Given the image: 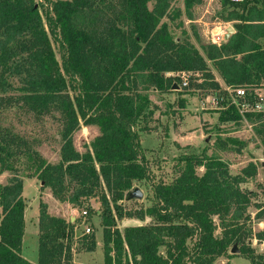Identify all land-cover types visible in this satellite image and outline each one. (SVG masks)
Instances as JSON below:
<instances>
[{
    "label": "trees",
    "instance_id": "obj_1",
    "mask_svg": "<svg viewBox=\"0 0 264 264\" xmlns=\"http://www.w3.org/2000/svg\"><path fill=\"white\" fill-rule=\"evenodd\" d=\"M174 1L53 0L44 9V21L34 0H0V115L3 108L19 106L35 119L58 113L61 122L59 160L52 163L27 140L4 129L0 120V173L15 168L11 159L26 156L33 175L56 199L81 209L97 198L103 264H214L219 257L232 256L234 244L249 264H264V249L254 254L248 243L256 239L264 244V202L255 201L256 192L243 185L255 178L257 164L248 161L232 174L219 153L231 151L232 144L233 151H240V141L219 136L209 155L206 148L182 154L175 159L174 178L154 183L140 137L146 129L140 123L154 113L149 109L150 90L179 88L182 72L198 74L195 88L220 93L206 59L225 85L263 84L264 0H221L228 11L220 20L233 22L234 33L220 45L205 44L206 57L185 31L176 38L164 20L180 17L181 9L171 10ZM202 1L184 0L188 19ZM53 42L58 43L60 61ZM5 73L22 80L19 93H8ZM246 118L264 147V116ZM219 120L238 122L241 117L228 107L220 110ZM81 125L99 129L85 152L73 143ZM147 180L153 203L125 210V193L135 181ZM22 191L17 175L0 184V264H71L76 221L51 215L43 201L38 261L21 255L27 205ZM82 211L88 217L93 213L91 207ZM145 216L155 222L122 231L116 227L115 218ZM252 219L263 222V228L254 231ZM85 238V249L93 251L94 233Z\"/></svg>",
    "mask_w": 264,
    "mask_h": 264
},
{
    "label": "rangeland",
    "instance_id": "obj_2",
    "mask_svg": "<svg viewBox=\"0 0 264 264\" xmlns=\"http://www.w3.org/2000/svg\"><path fill=\"white\" fill-rule=\"evenodd\" d=\"M48 1L53 0H34L36 7L42 14L43 20L44 9ZM149 5L151 6L152 4L150 3ZM171 7V10L174 8L181 9L180 17L175 19L164 18L168 22L173 35L176 38L178 36L182 38L184 36L182 31H185V35L188 36L189 40L194 43L204 57L206 56L203 46L212 42L213 37L222 35L226 26L233 27L232 22L220 20V14L228 11V7H222L221 0H203L202 3L194 6L192 20H189L185 14L184 0H175ZM260 46L264 48V40L260 42ZM53 47L56 57L60 61L58 43L53 42ZM206 60L216 80L219 74L213 63L208 59ZM197 76V73L190 72L185 74L188 82L187 87L178 88V90L172 89L167 92H157L152 89L149 92L151 101L149 109H153L154 113L147 123H140L141 127L145 126L146 128L140 132V137L141 145L148 160L151 175L150 180L154 183L158 181L170 182L175 176V159L182 155L183 152L200 153L206 148L207 152L205 154L209 155L216 150L215 141L219 136L223 139L228 136L236 137L240 141V151H233L236 145L232 144L228 146L231 147V151H219V153L223 159L230 163L229 169L232 174L238 173L248 161L252 160L257 164V175L243 185H246L248 189L256 192L255 201L264 202V147L260 142L259 136L254 133L253 127L244 121L242 123L241 121H230L220 126L221 124L217 121V116L213 114L214 112H219V110H214V107L217 105L213 101L215 96L219 94L216 91L213 94L212 92L195 88L194 83L199 82V80H196ZM5 77L11 85L8 93H19V89L23 85L19 76L12 73H5ZM190 81H192L193 85L190 84ZM201 108L206 109L209 113V120L203 122L206 123L204 126L206 128L204 129V134L197 135L194 133V128L198 124V114L203 111ZM0 120L4 129L27 140L33 149H36L47 161L55 163L59 160V147L61 143L59 130L61 122L58 113L35 119L32 113L27 112L19 106H13L1 110ZM181 124H185V128L183 129H186V133L190 132L186 140L178 136V127ZM98 134L99 130L97 127L93 125H81L73 135L75 148L79 152H85L90 142ZM175 139L179 140L176 142ZM11 160H13L15 168L13 170H5L8 175L6 180L8 182L9 178L15 175L22 179V181L25 179L23 192L28 198L29 203L26 214L28 220L23 255L26 258H32V256L37 255L36 237L35 239L29 238L33 229L32 223L29 220L32 217H34L35 221L37 220L39 203L40 201H44L43 197L46 196L44 192L47 193L49 191L52 199L49 198L48 200L52 213L59 214L70 222L76 221L74 237L72 239L74 242L72 244L73 261L71 264H103V236L99 215L102 207L97 198H91L86 201L81 209L75 207L73 204L62 202L52 195L50 188L44 186V182L41 183L42 181L33 175V169L29 168L31 162L27 160L26 156L16 157ZM199 171L201 172L202 169ZM31 179L37 185H33ZM150 180L134 182L133 187H139L143 193V197L130 200L123 199L121 203L125 210L145 209L153 203V192ZM38 191H43L42 194H39L41 195V200H39ZM26 197L25 199H27ZM53 199L57 202H54ZM87 207H91L93 211L90 217L83 216L81 212L82 208L86 209ZM250 212L253 216L255 208L251 207ZM115 219L116 227L121 231L125 226L151 224L155 222V219L149 216H145L143 220L135 217ZM251 224L254 231L263 227V224L258 223L256 219H252ZM87 226L90 227V232L88 233L85 231ZM219 232L220 230L218 229L217 233ZM90 233H94L96 246L93 251L87 252L85 249V237L86 235H90ZM248 243L251 244L250 247L253 249L254 254H261L263 252V243L258 242L256 239L248 240ZM192 244L193 240L188 242L189 247ZM160 252L163 253V248H161ZM222 257L216 259L214 264H227L228 262L225 261L227 257ZM230 257H233L230 260V264H249V260L240 254V252L234 253Z\"/></svg>",
    "mask_w": 264,
    "mask_h": 264
},
{
    "label": "built area",
    "instance_id": "obj_3",
    "mask_svg": "<svg viewBox=\"0 0 264 264\" xmlns=\"http://www.w3.org/2000/svg\"><path fill=\"white\" fill-rule=\"evenodd\" d=\"M225 30V29H224ZM224 33V32H223ZM222 35H218L212 38L214 44L220 45L223 41ZM186 73H181V84L180 88L187 87V77ZM219 95L215 96L214 102L219 109H226L228 107H233L241 117V121L247 122L248 114H262L264 116V85L260 86H249V85H238L229 86L223 85L219 90ZM248 123V122H247ZM249 124V123H248ZM251 125V124H250ZM252 126V125H251ZM82 211V214H85ZM85 231L90 232V227L87 226Z\"/></svg>",
    "mask_w": 264,
    "mask_h": 264
},
{
    "label": "crops",
    "instance_id": "obj_4",
    "mask_svg": "<svg viewBox=\"0 0 264 264\" xmlns=\"http://www.w3.org/2000/svg\"><path fill=\"white\" fill-rule=\"evenodd\" d=\"M189 20H192V19H189ZM233 23V22H232ZM227 27H229V26H226L225 28H227ZM232 27V26H231ZM234 29V28H233ZM234 33V32H233ZM231 35V34H230ZM227 40V39H226ZM226 40H223L222 42H225ZM191 41V40H190ZM193 43V42H192ZM194 44V43H193ZM218 75V74H217ZM216 80L218 81V83H219V85L220 86H223L224 85V83H223V81H222V79H221V77L218 75L217 76V78H216ZM180 88V87H179ZM174 90H178V89H175V88H173ZM172 90V89H171ZM158 92V91H157ZM208 94V93H207ZM212 94V93H211ZM213 95V94H212ZM213 99V98H212ZM213 101H214V99H213ZM210 108H212V107H210ZM201 110H203V111H201L199 114H198V124L195 126V130H194V133H196L197 135H202V134H204V129H206V128H204V126H205V124L206 123H203V122H205V121H208L209 120V118H208V116H209V113L206 111V109H204V108H201ZM214 110H219V112L217 111V112H214L213 114L214 115H216L217 116V121L221 124L220 126H223V124L224 123H228V122H221L220 120H219V113H220V110L221 109H219L217 106H215L214 107ZM216 121V122H217ZM241 121V120H240ZM243 121H241V123H242ZM247 122L249 123V124H251L248 120H247ZM212 124H215V123H212ZM252 125V124H251ZM93 126H95V125H93ZM95 127H97V126H95ZM98 128V127H97ZM179 135L178 136H180V138H182L183 140H186L187 138H188V134L190 133H186V129H183V128H185V124H181L179 127ZM99 130V129H98ZM177 140H179V139H175V141L177 142ZM190 152H183L182 154H189ZM191 153H194V152H191ZM7 173L5 172V171H3V172H1L0 173V184H6L7 183ZM33 179H31V183L33 184V185H37V184H35L34 183V181H32ZM24 181H25V179L23 180V185H24ZM39 185H40V183H39ZM39 193H37L38 194V196H39V200H41V195H39V194H42L43 193V191H38ZM45 193V197H43V202H45L46 204H47V209H48V212L51 214V215H54V216H58V217H63V216H60L59 214H54V213H52V210H51V205H50V202H49V198L50 199H52V197H51V193L48 191L47 193L46 192H44ZM22 196L24 197V199H25V195H24V192L22 191ZM27 198V197H26ZM54 200V199H53ZM25 201H26V207H25V210H24V234H23V238H22V251H21V255L24 257V258H26L24 255H23V252H24V239H25V235H26V227H27V220H28V218H27V216H26V214H27V210H28V206H29V203H28V198L27 199H25ZM54 202H57L56 200H54ZM38 215H39V211H38ZM0 218H1V208H0ZM64 218V217H63ZM65 219V218H64ZM29 222L30 223H32V226H33V229H32V234L30 235V237L29 238H34L35 239V237H36V245H37V255H34V256H32V258H26L28 261H30V262H33V263H37V261H38V234H39V231H38V218H37V220L35 221L34 220V217H32L30 220H29ZM258 223H262L263 224V222H260V221H258ZM35 227V228H34ZM263 228V227H262ZM262 228H259V229H262ZM258 229V230H259ZM73 240H72V244H73ZM71 249H72V256H73V248L71 247ZM88 252V251H87ZM229 253H231V252H229ZM220 258V257H219ZM223 258V257H222ZM233 257H227V259L225 260L226 262H228V264H230V260L232 259ZM72 261H73V258H72ZM75 262V261H74Z\"/></svg>",
    "mask_w": 264,
    "mask_h": 264
},
{
    "label": "water",
    "instance_id": "obj_5",
    "mask_svg": "<svg viewBox=\"0 0 264 264\" xmlns=\"http://www.w3.org/2000/svg\"><path fill=\"white\" fill-rule=\"evenodd\" d=\"M233 32H234L233 27L229 26V27L225 28L224 33H223V36H222V39L223 40L228 39V37L230 36V34H232ZM174 88L175 89H178V86L177 85H174ZM41 183H43V182H41ZM142 197H143V193L140 190V188L137 187V186H134V187H132L130 190H128L125 193L124 199L125 200H130V199H134V198H137L138 199V198H142ZM230 252L232 254L239 252L238 247H237L236 244L233 245V247L231 248Z\"/></svg>",
    "mask_w": 264,
    "mask_h": 264
}]
</instances>
